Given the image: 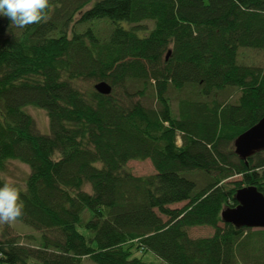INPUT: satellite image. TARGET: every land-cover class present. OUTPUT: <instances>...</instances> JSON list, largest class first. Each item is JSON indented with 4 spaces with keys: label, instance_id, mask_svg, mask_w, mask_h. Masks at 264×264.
<instances>
[{
    "label": "trees",
    "instance_id": "16d2710c",
    "mask_svg": "<svg viewBox=\"0 0 264 264\" xmlns=\"http://www.w3.org/2000/svg\"><path fill=\"white\" fill-rule=\"evenodd\" d=\"M51 4L23 29L0 17V186L28 167L16 221L36 232L6 231L0 264H264V229L222 217L264 195V152L234 147L264 119V64L241 55H264V0ZM146 160L155 174L127 168Z\"/></svg>",
    "mask_w": 264,
    "mask_h": 264
},
{
    "label": "water",
    "instance_id": "95a60500",
    "mask_svg": "<svg viewBox=\"0 0 264 264\" xmlns=\"http://www.w3.org/2000/svg\"><path fill=\"white\" fill-rule=\"evenodd\" d=\"M95 90L104 96L112 93V87L106 82L96 84ZM234 147L236 155L244 161L264 152V119L236 139ZM236 199L239 205L224 211L223 220L237 228L264 229V195L256 188H243Z\"/></svg>",
    "mask_w": 264,
    "mask_h": 264
},
{
    "label": "rangeland",
    "instance_id": "374dc122",
    "mask_svg": "<svg viewBox=\"0 0 264 264\" xmlns=\"http://www.w3.org/2000/svg\"><path fill=\"white\" fill-rule=\"evenodd\" d=\"M2 17V16H0ZM3 18V17H2ZM146 24V23H145ZM150 28V25L146 26ZM142 36V35H140ZM244 51V50H243ZM241 53L244 56L245 61H249L252 63H263L264 64V55L257 52H243ZM249 51V50H245ZM229 100L233 101L236 100L238 97V93L235 91H230L227 95H225ZM225 97L223 98V100ZM27 111L29 114L36 120V123L39 127L38 131L41 134H49L50 130L48 129V117L45 111L36 110L34 108H28ZM43 131V132H42ZM181 146V141L178 142ZM128 170L136 177H147L150 175L155 174V169L150 160L146 161H131L127 166ZM29 174V169L27 166L19 163V162H12L8 164V171L5 174V178L9 182H13L20 186H25L27 176ZM240 180L239 177L232 179V181ZM184 206V204L173 206V209H180ZM9 231L12 236H26L29 233H36L31 227L25 225L24 223L14 221L9 224L0 225V237L6 232ZM215 233V230L210 227H197L193 228L189 231L190 236L193 239H199L204 237H212ZM85 264H91L87 262Z\"/></svg>",
    "mask_w": 264,
    "mask_h": 264
},
{
    "label": "clouds",
    "instance_id": "9594fccd",
    "mask_svg": "<svg viewBox=\"0 0 264 264\" xmlns=\"http://www.w3.org/2000/svg\"><path fill=\"white\" fill-rule=\"evenodd\" d=\"M52 8L51 0H0V16L10 20V26L26 28L46 22ZM23 186L5 182L0 186V225L9 224L24 215Z\"/></svg>",
    "mask_w": 264,
    "mask_h": 264
}]
</instances>
